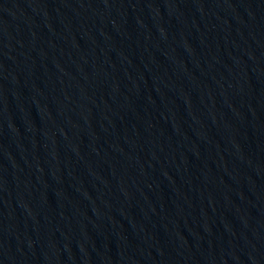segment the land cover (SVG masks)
Returning <instances> with one entry per match:
<instances>
[{
	"label": "water",
	"instance_id": "1",
	"mask_svg": "<svg viewBox=\"0 0 264 264\" xmlns=\"http://www.w3.org/2000/svg\"><path fill=\"white\" fill-rule=\"evenodd\" d=\"M0 264H264V0H0Z\"/></svg>",
	"mask_w": 264,
	"mask_h": 264
}]
</instances>
